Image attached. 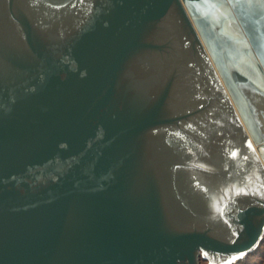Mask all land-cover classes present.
I'll return each instance as SVG.
<instances>
[{
  "label": "water",
  "instance_id": "95a60500",
  "mask_svg": "<svg viewBox=\"0 0 264 264\" xmlns=\"http://www.w3.org/2000/svg\"><path fill=\"white\" fill-rule=\"evenodd\" d=\"M263 237L264 0H0V264Z\"/></svg>",
  "mask_w": 264,
  "mask_h": 264
},
{
  "label": "rangeland",
  "instance_id": "374dc122",
  "mask_svg": "<svg viewBox=\"0 0 264 264\" xmlns=\"http://www.w3.org/2000/svg\"><path fill=\"white\" fill-rule=\"evenodd\" d=\"M259 246V252L256 254L249 255L248 258H245L241 264H264V237ZM200 264H209L207 260H204L201 255Z\"/></svg>",
  "mask_w": 264,
  "mask_h": 264
},
{
  "label": "trees",
  "instance_id": "16d2710c",
  "mask_svg": "<svg viewBox=\"0 0 264 264\" xmlns=\"http://www.w3.org/2000/svg\"><path fill=\"white\" fill-rule=\"evenodd\" d=\"M261 244H262V243H261ZM259 249H260V248H258V249H257L254 253H252V254L254 255V254H256L257 252H259ZM252 254H250V255H252ZM248 257H249V255H248ZM248 257H246V258H248ZM243 260H244V259H243ZM243 260H240V261H239L238 263H236V264H241Z\"/></svg>",
  "mask_w": 264,
  "mask_h": 264
}]
</instances>
